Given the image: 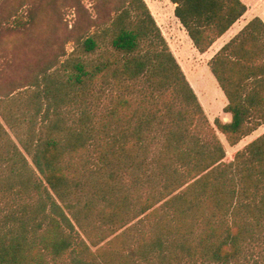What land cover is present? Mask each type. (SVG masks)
I'll list each match as a JSON object with an SVG mask.
<instances>
[{"label": "trees", "instance_id": "16d2710c", "mask_svg": "<svg viewBox=\"0 0 264 264\" xmlns=\"http://www.w3.org/2000/svg\"><path fill=\"white\" fill-rule=\"evenodd\" d=\"M1 1L0 34L43 16ZM171 2L201 53L247 11ZM87 18L44 31L47 58L0 80V264L240 262L264 237V133L232 161L219 134L236 146L264 124L263 20L208 63L232 116L212 125L145 0Z\"/></svg>", "mask_w": 264, "mask_h": 264}, {"label": "rangeland", "instance_id": "374dc122", "mask_svg": "<svg viewBox=\"0 0 264 264\" xmlns=\"http://www.w3.org/2000/svg\"><path fill=\"white\" fill-rule=\"evenodd\" d=\"M43 1L45 3H43ZM79 1L81 2V6L77 5L78 0H48V2L47 0L6 1L7 8L22 5L19 7V12L24 21H27V15L34 12L33 9L35 8L39 9L36 15L43 16L38 18L37 25L31 28L30 31L22 26L19 27V25L14 24L13 20H10L11 22L3 26L4 30H2L0 34V66L6 71V74H3L0 79L1 81L19 79L27 67L36 65L41 57L43 59L47 58L46 54L42 53V51L45 50V52H50V49L47 47L45 48L44 44L41 43V36L44 31L53 29L55 25L59 34L56 38L61 37L62 39L63 35L73 31L76 27L80 26L81 29H84L88 23L87 15H103L104 12H107L110 8L112 9L116 4V0L114 3H108L104 6L103 10L97 13V9L94 6L95 3L92 0ZM1 2L3 3V1L0 0V4ZM62 47L63 45H61V48ZM65 47L69 53H71L74 48L72 43L65 45ZM201 55L202 53L194 48V46L192 48L187 47L183 52L181 62L184 67L187 65H196L195 69L198 70L199 73L203 71V68H206V86L210 94L213 92V74ZM109 93L105 94L107 96L104 102L109 100ZM209 117L213 118V115L209 113L208 118ZM210 123L213 125L211 120ZM263 133L264 124L251 135L245 137L236 146H230L225 137L219 134L227 153L226 161H232L238 150L243 149L249 142ZM235 264H264V237H262L258 245L253 246L248 251L240 262Z\"/></svg>", "mask_w": 264, "mask_h": 264}, {"label": "crops", "instance_id": "0c3cea01", "mask_svg": "<svg viewBox=\"0 0 264 264\" xmlns=\"http://www.w3.org/2000/svg\"><path fill=\"white\" fill-rule=\"evenodd\" d=\"M241 1L247 6L245 14L227 32L217 39L207 52L202 53L201 56L205 59L208 67L209 61L214 58L227 43L239 34L252 19L259 17L264 22V0ZM145 2L150 8L152 15L166 38L171 51L184 69L206 114H208V116L209 113L213 115V118L209 117L210 120L213 123L216 118H221L225 122L231 121V114L226 113L224 110L228 103L227 96L224 90L220 87L215 75L212 73L213 92L209 94L206 86L207 80L205 79L207 74L206 68H203V71L199 73L198 70L195 69L196 65H187L184 67L181 62L183 52L187 47L192 48L194 43L181 20L175 15L176 4L172 3L171 0H145Z\"/></svg>", "mask_w": 264, "mask_h": 264}]
</instances>
